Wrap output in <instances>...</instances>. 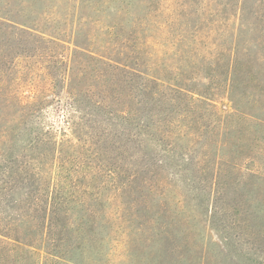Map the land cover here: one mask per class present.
Here are the masks:
<instances>
[{"label":"trees","instance_id":"trees-1","mask_svg":"<svg viewBox=\"0 0 264 264\" xmlns=\"http://www.w3.org/2000/svg\"><path fill=\"white\" fill-rule=\"evenodd\" d=\"M175 16L186 30L166 63L143 62L138 32L124 57L17 23L45 51L0 84V264H95L119 255L113 227L140 264H264V0L183 1ZM63 142L90 187L106 180L98 192L65 190L50 155ZM201 192L203 231L186 204Z\"/></svg>","mask_w":264,"mask_h":264},{"label":"rangeland","instance_id":"rangeland-1","mask_svg":"<svg viewBox=\"0 0 264 264\" xmlns=\"http://www.w3.org/2000/svg\"><path fill=\"white\" fill-rule=\"evenodd\" d=\"M8 1L12 2L14 7H8L6 5ZM183 1L189 0H23L24 6L21 9L17 0H0V84L21 83L26 56H39L45 51L44 43L36 44L33 39L31 40L28 36L18 32L17 23L27 24L30 26L29 31L39 35L44 34L43 36L47 38L60 34L61 38L69 41V45L73 48L98 50L105 54L115 53L110 49L117 48L119 53L125 55L124 57H127L132 51L134 44L132 35L134 32H138L139 38L144 40L143 43L147 45L151 53L150 56L145 54L141 56L143 62H153L157 58V54H160V61L166 63L169 56L178 47L176 41H172L174 38L171 36L175 27L178 26V30H186V26L182 25L183 19L175 16L177 10L181 12ZM196 1L198 0H190V2ZM164 6L167 7L166 17ZM194 7L195 4L186 9L185 13H189L188 10H194ZM189 16L188 18L191 19L194 15L189 14ZM135 20L143 25L134 26ZM138 30H143V32ZM248 36L249 34L246 35V37ZM124 46L126 47L124 48ZM24 48L27 51L22 52ZM26 86V84H22L21 87V91L25 94ZM218 105L223 114L232 111L231 103L227 99L219 102ZM51 115L54 120V114ZM55 126L58 128L63 124L57 122ZM22 137L25 138L26 135L24 134ZM63 143L52 147L50 155L53 172L59 157L61 158L60 163L66 173H63L66 177L65 190H73L75 189L73 183L83 181L82 186H86L85 189L89 192H98L106 180L100 179L96 189L90 187L91 185L86 182L96 179V177H93L91 173L84 177L81 172L75 171L78 162L74 158V153L69 150L65 142ZM18 144L20 145V142ZM201 194L196 200L189 198L186 204L198 222V229L203 231L204 227L199 222L203 221L205 205H209V199L206 192H201ZM115 229L116 227L112 228L110 238L115 237L120 242L117 252L119 255H124V258L112 255L110 258H97L94 263L140 264L139 259L133 257L136 252L132 249L136 248L134 239L120 231L115 233ZM207 232L209 235L206 234V238H209V241L213 237L211 236L213 230L209 224ZM121 245H124L125 252L121 251ZM126 249L129 250L126 251ZM163 252L164 247L162 248Z\"/></svg>","mask_w":264,"mask_h":264}]
</instances>
